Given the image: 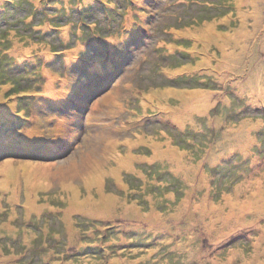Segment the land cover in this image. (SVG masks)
I'll use <instances>...</instances> for the list:
<instances>
[{"label":"rangeland","instance_id":"rangeland-1","mask_svg":"<svg viewBox=\"0 0 264 264\" xmlns=\"http://www.w3.org/2000/svg\"><path fill=\"white\" fill-rule=\"evenodd\" d=\"M22 131L0 264H264V0H0Z\"/></svg>","mask_w":264,"mask_h":264},{"label":"trees","instance_id":"trees-1","mask_svg":"<svg viewBox=\"0 0 264 264\" xmlns=\"http://www.w3.org/2000/svg\"><path fill=\"white\" fill-rule=\"evenodd\" d=\"M54 52H55V51H54ZM11 115H13V116H15V117H19V116H18V113H13V112H12ZM12 125H13V127H15V124H14V123H12ZM33 139H34V138H32L31 140H29V142H28L29 145H25L24 148H29V147H34V146L36 147V145H37L36 143H42V140L37 141V142H31V141H33ZM9 140H11V138H7L5 142L7 143V141H8V143H9ZM14 140H16V142H11L12 145L14 144V145L19 146V147H21V146L24 145V144L21 143L22 140H17V139H14ZM4 146H5V144H4ZM3 150H4L5 152H7V151L10 152V151H11L9 147H8V148H4ZM15 153H19V152H18V151H15ZM19 154H21V153H19ZM16 158H18V157H16Z\"/></svg>","mask_w":264,"mask_h":264},{"label":"bare ground","instance_id":"bare-ground-1","mask_svg":"<svg viewBox=\"0 0 264 264\" xmlns=\"http://www.w3.org/2000/svg\"><path fill=\"white\" fill-rule=\"evenodd\" d=\"M1 121H3V120H1ZM13 203V202H12ZM33 207H34V205H33ZM30 209L31 207H30V205H28V204H26V209ZM0 257H1V255H0Z\"/></svg>","mask_w":264,"mask_h":264},{"label":"snow or ice","instance_id":"snow-or-ice-1","mask_svg":"<svg viewBox=\"0 0 264 264\" xmlns=\"http://www.w3.org/2000/svg\"><path fill=\"white\" fill-rule=\"evenodd\" d=\"M100 19H101V21L103 22V18L101 17ZM106 46H109V45H106ZM100 70H102V68H101Z\"/></svg>","mask_w":264,"mask_h":264}]
</instances>
